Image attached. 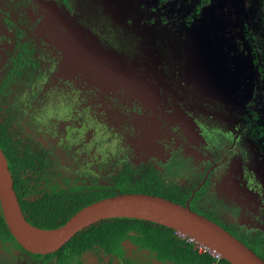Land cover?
<instances>
[{
  "label": "rangeland",
  "instance_id": "374dc122",
  "mask_svg": "<svg viewBox=\"0 0 264 264\" xmlns=\"http://www.w3.org/2000/svg\"><path fill=\"white\" fill-rule=\"evenodd\" d=\"M226 1L245 17V0ZM65 2H69L68 5L63 0H0V89L13 60L24 49L28 60L24 77L16 78L5 87L0 107L24 144L46 145L44 149L51 163L48 172L53 183L66 188V180L70 185H112L125 164L122 165V154L125 158L129 153L126 163L131 162L136 166L134 169L153 164L165 183L182 189L195 188L199 180L198 161L203 157V167L210 168L220 159L227 143L236 138L232 131L228 142L222 143V150L213 151L205 141L196 138L193 129L199 115L203 113L217 123L230 118L249 120L252 111L258 115V120L252 118L251 123H264V79L248 59L246 45H240L242 62L234 58L228 65L222 63L216 57L213 41L202 29V20L182 27L184 29L171 30L161 19L163 14L169 20L171 11L167 3L164 5L160 0ZM229 41L223 44L233 50L234 45ZM66 78L71 79L75 90L68 88L69 82H62ZM83 87L93 89L96 99L116 95L123 104L137 101L152 111L156 119L153 117L143 133L135 129L128 137L123 136L128 148H122L120 143L118 154L112 156L107 146L117 138L121 140L122 136L114 131L115 126L100 124L93 118L86 117V126L82 125L85 122L80 108L86 96ZM164 90L173 96V101L169 105L165 103L164 107L169 108L162 114L157 108L164 103L160 101L158 105L156 95ZM49 104L53 117L48 118L47 123H38L36 117L44 114ZM65 108L68 111L61 118L60 113ZM38 125L43 127L37 133ZM173 125L187 140L174 135L177 142L169 140L173 149L164 153L168 137L161 131L163 128L171 130ZM137 133H140L139 141L138 137L134 140ZM245 137L249 140L248 146L241 148V155L236 158L243 160L249 150V156L257 162L260 155L264 158L263 140H257L250 130ZM237 138L235 145L239 144V136ZM59 139L66 140L68 145L54 148ZM46 141L53 144L52 148ZM156 150L157 155L150 156ZM222 201L218 192L210 191L196 209L227 228L225 222L214 217V213H218L216 209L228 211ZM233 233L242 238L238 231ZM246 241L255 245L250 239ZM17 255V264H31L26 254Z\"/></svg>",
  "mask_w": 264,
  "mask_h": 264
},
{
  "label": "trees",
  "instance_id": "16d2710c",
  "mask_svg": "<svg viewBox=\"0 0 264 264\" xmlns=\"http://www.w3.org/2000/svg\"><path fill=\"white\" fill-rule=\"evenodd\" d=\"M168 1L160 0L164 5L167 3V9L171 11L169 20L161 15L164 26L177 31L202 20V29L213 41L216 57L222 63L228 65L234 58L242 62L240 45H246L248 59L257 66L264 79V0H245V17H241L226 0H174L171 5ZM227 39L234 45L233 50L223 44ZM224 50L226 53L222 52ZM26 51L24 49L13 60L12 70L1 84L0 102L7 84L17 77H24L23 70L28 65L24 57ZM4 111L0 107V146L8 160L22 211L32 225L42 229L58 228L83 207L123 193L161 196L184 206L192 199L189 202L192 210L217 222L196 209L198 200L205 193L204 187L193 193L192 189L165 183L152 167L139 173L126 169L118 174L112 185H70L66 180V188L53 183L48 172L51 164L48 154L37 146L24 144L12 130L13 123ZM235 236L264 259L261 235L248 238L255 245L242 235V238ZM20 253L31 258L32 264H230L208 252L201 253L196 242L171 228L133 218L101 221L79 232L54 254H31L11 235L0 206V264H17L16 257Z\"/></svg>",
  "mask_w": 264,
  "mask_h": 264
},
{
  "label": "flooded vegetation",
  "instance_id": "af4514ba",
  "mask_svg": "<svg viewBox=\"0 0 264 264\" xmlns=\"http://www.w3.org/2000/svg\"><path fill=\"white\" fill-rule=\"evenodd\" d=\"M63 3L68 5L69 2H65V0H63ZM45 46L50 47V45L47 44H45ZM65 81L70 83L68 88L71 90L76 89L71 79H62V82ZM83 91L84 94L86 93V96L83 94L84 101L80 109L84 114V122L87 117L88 119L93 118L100 124H106L112 128L115 126L114 131L118 132L119 135L122 136L120 140L122 148L126 146L124 145L125 141H123V136L126 135V137H128V134L135 129L136 132L141 130L143 133V130L145 128L147 129V127L150 125V122L153 121L154 114L152 111L148 110L137 101H130L123 104L116 95L112 97L102 96L101 99H96V94L94 93L93 89L83 87ZM79 94L82 96V93L79 92ZM156 97L158 98V105L160 104V101L164 103L161 108L158 106L157 110L160 109V113H165V111H167L166 109L169 108L164 107L165 103L166 105H169L173 101V96L166 93L164 90L158 92ZM156 113H158V111L155 112V114ZM252 114L253 116L250 117L249 120L247 118H233L231 120L230 118L231 121L222 120L217 123H214L212 119L204 117L203 113L202 115H199V122L193 129L196 131V138L205 141L206 146L212 147L213 151L216 150L217 152H220L222 150L220 149L222 148V145H224L222 143L228 142L232 131H235L236 138H234L232 142L230 141L227 143L226 149L221 152L222 155L220 159L210 168L203 167V163H205L203 161L205 160L202 156L201 157L203 161H198L200 163L196 161V163H198L196 166L198 169L197 174L199 176V180L195 188H192L191 186L189 189H192L193 193H196L203 187L205 188V193L197 202L198 205L202 204L203 201L207 199L210 191L218 192L219 197L221 196V199L223 200L222 202H225L224 204L228 208V211L224 213L223 211L219 212L220 210L216 209V212L218 213H214V217L217 216L220 221L225 222L224 224L227 225V228L219 221H216L233 235H235L233 231H238L240 235L246 238H255L257 235H261V238L264 240V158L261 159L262 155H260L259 161L257 162L254 158L249 156L250 150L249 155L247 153L243 155V160L236 158L238 155H241L240 149H244L246 146H248L249 140L245 137L246 131L250 130V134L253 133V136L257 140H263L264 144V123L257 125L251 123L252 118L254 120H258L255 119V117H258V115L250 111V115ZM167 120L168 119L165 121ZM82 125L86 126V122ZM41 127L43 126L38 125L35 131L38 133V129ZM170 127L175 134L172 133L171 130L165 128H163L161 131L162 133L166 134V137H168V141H165L166 145H164V147L166 148H164V153L166 151L169 153L172 151L173 147H171V142H177V140L174 139V135L175 137L178 136L179 138H184V140H187L183 133H179L176 125ZM139 134L140 133H137L134 136V140H136V137H138ZM237 136H239V144L235 145V139L238 141ZM138 139L139 137L137 140ZM169 140L171 141V144L169 143ZM30 141H32L31 138ZM58 141L59 142L57 146L54 148L62 149L64 145H68L66 140L61 142V139H59ZM46 143L49 144V146H53V144L49 143L48 141H46ZM52 146L50 147L52 148ZM38 148L40 151L43 152L44 150V153H47V150L44 149L46 148L45 144L41 145V147L38 145ZM126 148L128 147L126 146ZM158 150L151 152L150 156H156ZM230 151H233V154L230 155ZM132 153H134V151H132ZM167 156L169 157V154H167ZM122 157L123 154L121 156V161H123L122 165L124 163L125 164L120 172H123L126 169H131L139 173V171H144L150 167L157 171V173L159 171L153 164L142 165L134 169L136 166H134L131 162H129V164L126 163L127 160L130 159V154L128 153L125 158ZM246 159H248V161H246ZM250 162L253 163L254 167ZM257 165H259V167ZM191 201L192 199L189 200V202ZM229 227H231V229H229Z\"/></svg>",
  "mask_w": 264,
  "mask_h": 264
},
{
  "label": "water",
  "instance_id": "95a60500",
  "mask_svg": "<svg viewBox=\"0 0 264 264\" xmlns=\"http://www.w3.org/2000/svg\"><path fill=\"white\" fill-rule=\"evenodd\" d=\"M0 206L7 227L16 242L28 253L54 254L79 232L101 221L133 218L175 230L199 243L230 264H264L253 249L219 223L161 196L123 193L93 202L75 213L63 226L42 229L27 221L17 193L8 160L0 146Z\"/></svg>",
  "mask_w": 264,
  "mask_h": 264
},
{
  "label": "clouds",
  "instance_id": "9594fccd",
  "mask_svg": "<svg viewBox=\"0 0 264 264\" xmlns=\"http://www.w3.org/2000/svg\"><path fill=\"white\" fill-rule=\"evenodd\" d=\"M61 106L63 107V105H61ZM67 111H68V109L65 108L64 111L60 113V117L63 118L64 113L67 112ZM53 115H54V111H53L52 105L49 104L46 107V110H45L44 114L38 115L36 117V119H37L38 123L44 124V123H47L48 118L53 117ZM119 145H120V140L117 138V139L113 140L111 145L107 146V147H109L111 149V155L112 156H116L118 154ZM100 151L104 152V149H100ZM104 159L105 160L108 159L107 154H105Z\"/></svg>",
  "mask_w": 264,
  "mask_h": 264
},
{
  "label": "built area",
  "instance_id": "2783aa9c",
  "mask_svg": "<svg viewBox=\"0 0 264 264\" xmlns=\"http://www.w3.org/2000/svg\"><path fill=\"white\" fill-rule=\"evenodd\" d=\"M197 244L199 246V250H200L201 253L208 252V253L212 254L217 259H220L221 258V257L217 256L215 253H213L210 250H208L206 247L200 245L199 243H197Z\"/></svg>",
  "mask_w": 264,
  "mask_h": 264
}]
</instances>
